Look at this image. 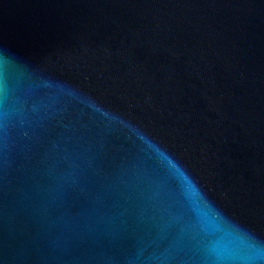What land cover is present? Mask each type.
I'll return each mask as SVG.
<instances>
[{
    "label": "water",
    "instance_id": "95a60500",
    "mask_svg": "<svg viewBox=\"0 0 264 264\" xmlns=\"http://www.w3.org/2000/svg\"><path fill=\"white\" fill-rule=\"evenodd\" d=\"M0 264H264V0H0Z\"/></svg>",
    "mask_w": 264,
    "mask_h": 264
}]
</instances>
